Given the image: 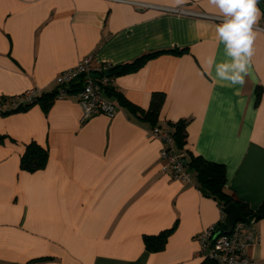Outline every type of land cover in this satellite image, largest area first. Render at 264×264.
<instances>
[{"label":"crops","instance_id":"1","mask_svg":"<svg viewBox=\"0 0 264 264\" xmlns=\"http://www.w3.org/2000/svg\"><path fill=\"white\" fill-rule=\"evenodd\" d=\"M257 7L264 13V0ZM219 9L208 0H0V96L56 89L86 57L119 65L164 51L114 78L103 95L114 117L82 120L77 92L0 114V264H202L199 235L218 224V201L162 169L150 123L120 102L149 110L164 95L159 124L189 119L195 156L225 166L226 189L256 211L264 202V16L253 26L243 85L222 86L205 61L228 59L218 41ZM174 50L181 52H175ZM77 89V88H76ZM30 142L48 150L44 168H21ZM260 239L247 248L264 264ZM164 247L147 236L169 231Z\"/></svg>","mask_w":264,"mask_h":264},{"label":"built area","instance_id":"2","mask_svg":"<svg viewBox=\"0 0 264 264\" xmlns=\"http://www.w3.org/2000/svg\"><path fill=\"white\" fill-rule=\"evenodd\" d=\"M108 67L106 64L94 65L91 57L84 58L75 67L65 70L57 77L56 99L70 94L67 86L79 80L82 86L77 95L83 109L82 120L99 114L114 117L118 106L103 95L104 89L114 82V77L106 72ZM42 92L41 88H32L17 95L0 96V113L32 104ZM149 135L162 143L160 157L163 171L174 180L190 182L192 173L187 169L186 152L174 149L172 134L162 127H154L149 128ZM223 220L224 213L218 224L209 226L199 235V257L216 264H257L248 256L247 248L259 241L258 231L242 219L235 224L231 233H225L220 227Z\"/></svg>","mask_w":264,"mask_h":264},{"label":"trees","instance_id":"3","mask_svg":"<svg viewBox=\"0 0 264 264\" xmlns=\"http://www.w3.org/2000/svg\"><path fill=\"white\" fill-rule=\"evenodd\" d=\"M175 52H181L174 50ZM164 51H154L145 53L140 55L136 59L132 61H128L125 63H121L119 65L113 66L108 65L107 74L113 76L114 78L118 75L134 72L138 70L146 61L152 59ZM82 82L77 80L70 83L67 86V91L71 93H75L81 89ZM77 88V89H76ZM104 91H113L112 84L104 89ZM58 93V87L52 92H42L41 95L37 96L32 104H26L18 109H14L12 111L2 112L0 114H10L13 112H17L20 110L27 109L28 107L38 103L42 99H47L52 102L56 99V95ZM164 101V95L161 93H155L153 97L152 106L149 110L145 111L130 101H128L125 97L120 96V102L122 105L128 106L142 120H146L150 123L149 128L154 127H162L159 124V112L161 106ZM189 123V119H181L175 123H169V128H164L168 130L174 139V149L176 151H185L186 152V165L187 169L190 172L195 173L199 188L204 191L206 194L212 196L218 201V204L222 208L224 213V220L220 223L221 230L225 232L228 229V215L225 212V208L227 205L234 203L236 204L241 212L242 218L245 222L253 225V220L264 218V202L260 206V208L256 211L249 208V206L239 200H236L233 196H231L227 189V173L224 165L208 161L204 159L202 156H195L190 153L187 149H185V145L187 143V125ZM1 140V138H0ZM48 161V150L47 148L41 146L37 142H30L26 145L24 153L22 154L21 159V168L28 171H36L42 169L46 166ZM254 227V226H253ZM169 231H164L158 235L147 236L146 245L149 250L158 251L164 247V244L167 240ZM202 264H216L213 261L205 260Z\"/></svg>","mask_w":264,"mask_h":264},{"label":"clouds","instance_id":"4","mask_svg":"<svg viewBox=\"0 0 264 264\" xmlns=\"http://www.w3.org/2000/svg\"><path fill=\"white\" fill-rule=\"evenodd\" d=\"M208 3L219 9L223 16L222 23L216 27V34L228 59L217 63L214 56H209L205 61L206 70L214 67L213 79L222 86L243 85L256 38L253 26L264 16L257 7L259 0H208Z\"/></svg>","mask_w":264,"mask_h":264},{"label":"water","instance_id":"5","mask_svg":"<svg viewBox=\"0 0 264 264\" xmlns=\"http://www.w3.org/2000/svg\"><path fill=\"white\" fill-rule=\"evenodd\" d=\"M225 212L228 215V229L225 231V233H231L235 224L238 221H241L243 218L239 207L234 203L227 205L225 208ZM218 232H221V230H219Z\"/></svg>","mask_w":264,"mask_h":264}]
</instances>
